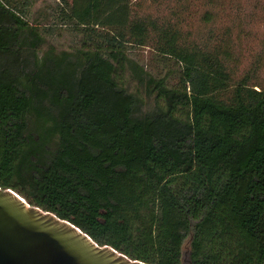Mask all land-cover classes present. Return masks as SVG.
<instances>
[{
	"label": "trees",
	"instance_id": "16d2710c",
	"mask_svg": "<svg viewBox=\"0 0 264 264\" xmlns=\"http://www.w3.org/2000/svg\"><path fill=\"white\" fill-rule=\"evenodd\" d=\"M54 1L0 0V58L15 49L0 62V186L132 259L181 264L189 239V264H264V54L242 70L246 16L218 32L206 9L201 35L183 29L193 0ZM45 22L106 36L38 60ZM127 45L171 58L183 88Z\"/></svg>",
	"mask_w": 264,
	"mask_h": 264
},
{
	"label": "rangeland",
	"instance_id": "374dc122",
	"mask_svg": "<svg viewBox=\"0 0 264 264\" xmlns=\"http://www.w3.org/2000/svg\"><path fill=\"white\" fill-rule=\"evenodd\" d=\"M146 4L149 0H144ZM222 5L213 4L209 5L206 0H193L191 5V10H195L196 16L190 18L188 25L184 26V30H191L194 33H199L203 35V31L209 29L211 25H205L199 20L200 14L206 9L217 13V19L215 20L212 27L219 32L218 29H223L227 26L232 27L235 23V12H241L246 16L247 21L243 23V27L247 31L246 36L242 40V54H246V58L242 64V70H248L251 66L256 54H264V17L258 16L257 19L250 18V14L254 6V0H218ZM261 6L256 9L260 12L258 14L264 13V0H261ZM54 0H37L33 10H46L47 5H54ZM154 7H150L151 11ZM155 13V12H154ZM41 36L44 38V43L40 49L36 52V57L38 60L41 59L42 55L51 49L54 53L60 51H73L80 48L81 43H86L88 47L99 46L102 44L105 32L98 29H89L85 27H70V26H57L54 24H46V22L39 28ZM236 33L234 31L233 35ZM1 55L0 62H5L10 56L14 55L15 49L6 47ZM127 55L140 64L146 71H148L153 77L157 79H162L163 86L168 88H183V81L177 75L174 69L173 62L171 58L161 55L149 47H141L137 45H127L126 46ZM251 61V62H250ZM250 62V63H249ZM254 62V61H253ZM252 62V63H253ZM264 63V60H262ZM129 79V73L125 75ZM125 78V79H126ZM259 79L264 81V67L259 70ZM135 84L130 81L127 92L134 91ZM140 97L143 102L141 104V109L147 108L150 101L147 102L145 92L143 88L138 86ZM158 92L165 93L162 88H157ZM124 93L123 95H125ZM121 93H117V97L123 96ZM116 96V95H115ZM189 239H186L182 245L181 251V264H189Z\"/></svg>",
	"mask_w": 264,
	"mask_h": 264
},
{
	"label": "water",
	"instance_id": "95a60500",
	"mask_svg": "<svg viewBox=\"0 0 264 264\" xmlns=\"http://www.w3.org/2000/svg\"><path fill=\"white\" fill-rule=\"evenodd\" d=\"M0 264H153L132 259L0 186Z\"/></svg>",
	"mask_w": 264,
	"mask_h": 264
}]
</instances>
